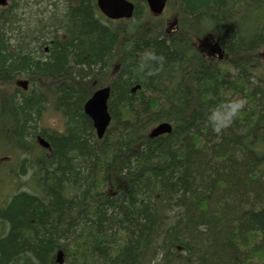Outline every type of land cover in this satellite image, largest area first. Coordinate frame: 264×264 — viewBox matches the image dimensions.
<instances>
[{
  "label": "trees",
  "instance_id": "16d2710c",
  "mask_svg": "<svg viewBox=\"0 0 264 264\" xmlns=\"http://www.w3.org/2000/svg\"><path fill=\"white\" fill-rule=\"evenodd\" d=\"M10 1L0 152L16 172L5 160L0 183H29L0 206V264H264V0H169L172 32L145 0H128L133 17L120 21L95 0H62L21 44ZM214 37L231 61L198 52L196 40ZM146 52L165 57L154 76L139 67ZM105 86L111 122L99 140L83 106ZM236 98L246 106L217 137L205 114ZM47 116L63 129L42 125ZM159 123L171 133L150 138Z\"/></svg>",
  "mask_w": 264,
  "mask_h": 264
},
{
  "label": "rangeland",
  "instance_id": "374dc122",
  "mask_svg": "<svg viewBox=\"0 0 264 264\" xmlns=\"http://www.w3.org/2000/svg\"><path fill=\"white\" fill-rule=\"evenodd\" d=\"M10 2L11 1L9 0V3ZM16 2L17 3L19 2V5L21 6V7L17 6V15L20 18L19 19L20 22H18V25H17L18 29L13 31V35H16L15 42L17 44L22 43L23 35L25 36L26 34L32 33V36H38L37 30L41 26V21L42 20L45 21L46 19H48L47 17H49L52 14V12L55 11L54 4H56V8L58 9H61L63 7L62 0L60 1H57V0H16ZM172 3L170 4V6L173 5ZM251 17L255 18V14L251 13ZM175 18H177L176 13L172 11L171 8L168 11L167 10L165 11V26L170 27L172 23L174 25L173 27H170L171 29L168 28L170 29L169 32H172L173 29L177 27L178 22L176 20L173 22V19ZM29 47H30L29 50L31 52L37 51L36 50L37 46L35 44L32 43ZM28 91H29V86H28ZM45 119L46 120L44 121V123H42V125L51 127L52 129H55V130L63 129V122L58 117L47 116L45 117ZM9 155H10L9 152L7 153V155L3 153V151L0 152V165L6 164L5 160H7V162H10V163H7L8 165H6V167L9 166V169H12V168L15 169L16 168L15 167L16 158L15 159L14 158L10 159L9 157L5 158V156H9ZM21 158H24V157H21ZM8 171L12 172V170H8ZM13 172H16V169L13 170ZM28 183H29V175L22 176L19 179H17V177H14L9 182L7 181L6 183H0V201L2 200L1 195L6 196L7 194L11 193L12 190L15 191L14 186L18 187L19 185V188L26 189L27 187L22 186V184L28 186ZM0 232H2V229H0Z\"/></svg>",
  "mask_w": 264,
  "mask_h": 264
},
{
  "label": "water",
  "instance_id": "95a60500",
  "mask_svg": "<svg viewBox=\"0 0 264 264\" xmlns=\"http://www.w3.org/2000/svg\"><path fill=\"white\" fill-rule=\"evenodd\" d=\"M150 12L158 16L166 5L167 0H146ZM6 0H0V6H5ZM97 8L100 12L110 20L130 19L133 15L134 6L127 0H96ZM18 86L23 90H27V82H20ZM110 95V88L105 87L97 90L88 99L84 106V114L92 123L93 130L97 139H102L109 124L111 117L107 111V102ZM172 127L168 123H160L153 127L149 132L150 138H157L163 135H169ZM40 144L47 148L48 143L41 139Z\"/></svg>",
  "mask_w": 264,
  "mask_h": 264
},
{
  "label": "clouds",
  "instance_id": "9594fccd",
  "mask_svg": "<svg viewBox=\"0 0 264 264\" xmlns=\"http://www.w3.org/2000/svg\"><path fill=\"white\" fill-rule=\"evenodd\" d=\"M164 62L165 57L163 55H157L154 52H146L139 67L141 71L148 68L146 74L148 76H154L159 72ZM153 64L156 66L151 67ZM246 103V99L236 98L210 108L205 114L208 127L211 128L212 132L215 133L217 137L221 136L226 129L231 127L241 111L245 108Z\"/></svg>",
  "mask_w": 264,
  "mask_h": 264
},
{
  "label": "flooded vegetation",
  "instance_id": "af4514ba",
  "mask_svg": "<svg viewBox=\"0 0 264 264\" xmlns=\"http://www.w3.org/2000/svg\"><path fill=\"white\" fill-rule=\"evenodd\" d=\"M203 48L204 49L200 50V53L203 59L209 62V64H217L223 61L232 60V58L228 55V53L224 49L223 45L220 43V40L215 37L212 39V45H210L208 48L206 46H203ZM13 158L15 159V157H11V159ZM4 204H5V200L4 198H2V200L0 201V206H4Z\"/></svg>",
  "mask_w": 264,
  "mask_h": 264
},
{
  "label": "bare ground",
  "instance_id": "6f19581e",
  "mask_svg": "<svg viewBox=\"0 0 264 264\" xmlns=\"http://www.w3.org/2000/svg\"><path fill=\"white\" fill-rule=\"evenodd\" d=\"M126 20H130V19H126Z\"/></svg>",
  "mask_w": 264,
  "mask_h": 264
}]
</instances>
